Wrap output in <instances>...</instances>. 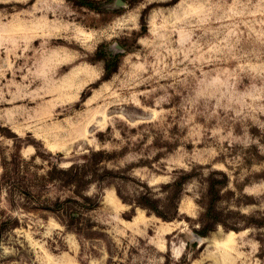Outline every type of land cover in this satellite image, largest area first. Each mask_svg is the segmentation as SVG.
Segmentation results:
<instances>
[{
    "label": "rangeland",
    "instance_id": "1",
    "mask_svg": "<svg viewBox=\"0 0 264 264\" xmlns=\"http://www.w3.org/2000/svg\"><path fill=\"white\" fill-rule=\"evenodd\" d=\"M81 1L0 0V264H264V0Z\"/></svg>",
    "mask_w": 264,
    "mask_h": 264
},
{
    "label": "trees",
    "instance_id": "2",
    "mask_svg": "<svg viewBox=\"0 0 264 264\" xmlns=\"http://www.w3.org/2000/svg\"><path fill=\"white\" fill-rule=\"evenodd\" d=\"M79 4L95 9L94 2H91L89 0H82ZM115 68H116V65L114 66V64L109 63L106 68L107 70L106 77H109L113 72H115ZM203 235H205V233Z\"/></svg>",
    "mask_w": 264,
    "mask_h": 264
},
{
    "label": "water",
    "instance_id": "3",
    "mask_svg": "<svg viewBox=\"0 0 264 264\" xmlns=\"http://www.w3.org/2000/svg\"><path fill=\"white\" fill-rule=\"evenodd\" d=\"M120 2V1H119Z\"/></svg>",
    "mask_w": 264,
    "mask_h": 264
}]
</instances>
